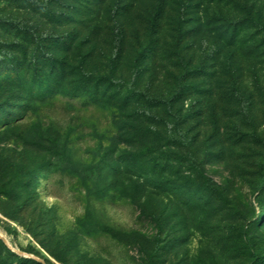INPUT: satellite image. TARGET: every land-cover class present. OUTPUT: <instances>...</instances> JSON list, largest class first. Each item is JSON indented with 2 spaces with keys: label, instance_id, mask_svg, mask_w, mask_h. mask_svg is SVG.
<instances>
[{
  "label": "rangeland",
  "instance_id": "374dc122",
  "mask_svg": "<svg viewBox=\"0 0 264 264\" xmlns=\"http://www.w3.org/2000/svg\"><path fill=\"white\" fill-rule=\"evenodd\" d=\"M88 1L0 0L1 264H264V0Z\"/></svg>",
  "mask_w": 264,
  "mask_h": 264
},
{
  "label": "trees",
  "instance_id": "16d2710c",
  "mask_svg": "<svg viewBox=\"0 0 264 264\" xmlns=\"http://www.w3.org/2000/svg\"><path fill=\"white\" fill-rule=\"evenodd\" d=\"M70 3L72 4H76V5H84L83 0H69ZM86 1V0H85ZM110 0H90L88 1V5H86L85 7L89 10L87 13V16H89L91 14V12L93 11L91 5L98 7V11L96 12L95 17L88 19L86 17V19H77V15L79 14H65L63 15V17L61 19H56L57 25L60 23L62 26L61 28H71L74 27L76 29V31H69V34L61 37L58 42L59 45H56L57 49H61V48H65V54L67 57L70 56V53L72 52L75 44L77 43L78 46L82 49V47L84 45L87 44H92V49H91V53L89 54L88 58L90 59L91 57H95L96 51H97V41L100 38V31L104 32L105 27H104V18L106 16V12H104L103 10V6ZM156 8L154 13L150 16V21H149V38H153L150 42V45H152L151 47L153 48V56H157V54L160 51V48L158 47L157 44L162 42V38L161 36L164 35V32H166L164 30L163 27V23L166 20V18L168 17L169 14V10H168V5H167V0H156ZM75 2V3H74ZM127 6V7H125ZM130 6L129 12L132 9V4L129 5H124V6H120L117 9V12L114 14L115 18L112 19V22L114 20H116L118 22V19H120L121 17L125 16L124 13L127 12V8ZM91 7V8H90ZM105 16H104V15ZM59 18V17H58ZM110 20V19H109ZM116 22V23H117ZM115 23V25H116ZM100 25V26H99ZM102 25V26H101ZM103 27V29H102ZM113 31V29H112ZM237 31V30H234ZM107 34H111L109 31ZM130 30L128 29V27L125 26H116V28H114V36L112 35L113 39L116 40V38H118V49H117V55H120V53L122 52V49L120 50L121 46L123 44L124 46V42L126 41L127 37H129L130 35ZM183 31H181L180 29H178L177 31V35H176V39L177 41L183 42L184 41V35H183ZM83 39V40H82ZM86 60V59H85ZM83 61V63H85L86 61ZM65 65V58L63 59V61L61 62V66L62 68H64ZM66 66V65H65ZM84 72V71H82ZM152 149L151 148H146L144 150L145 153H149L151 152ZM261 177L262 180L264 181V167H262L261 170ZM3 251L9 252L11 254H13L12 252H10L9 249L6 248L5 244L2 242V240L0 239V264L3 260V258L1 257V253ZM53 256L57 257L56 255L53 254ZM24 262L27 263H31V264H40L35 260L32 259H25Z\"/></svg>",
  "mask_w": 264,
  "mask_h": 264
},
{
  "label": "water",
  "instance_id": "95a60500",
  "mask_svg": "<svg viewBox=\"0 0 264 264\" xmlns=\"http://www.w3.org/2000/svg\"><path fill=\"white\" fill-rule=\"evenodd\" d=\"M0 238L5 242V243H7L6 242V240H5V238L0 234Z\"/></svg>",
  "mask_w": 264,
  "mask_h": 264
}]
</instances>
